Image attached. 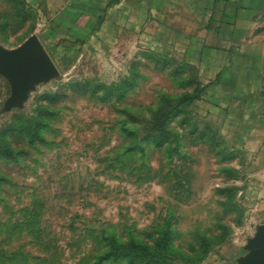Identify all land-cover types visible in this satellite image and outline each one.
Returning a JSON list of instances; mask_svg holds the SVG:
<instances>
[{"label": "rangeland", "instance_id": "rangeland-1", "mask_svg": "<svg viewBox=\"0 0 264 264\" xmlns=\"http://www.w3.org/2000/svg\"><path fill=\"white\" fill-rule=\"evenodd\" d=\"M78 2L0 0V48L37 36L58 70L12 107L0 73V264H127L98 262L105 240L160 230L174 264H237L261 223L216 50L221 33L264 22Z\"/></svg>", "mask_w": 264, "mask_h": 264}, {"label": "crops", "instance_id": "crops-1", "mask_svg": "<svg viewBox=\"0 0 264 264\" xmlns=\"http://www.w3.org/2000/svg\"><path fill=\"white\" fill-rule=\"evenodd\" d=\"M78 3L77 7L123 5L128 7L127 15L136 4L181 7L190 15L193 7H201L209 15L211 7L218 6L226 8L229 21L264 22V0H79ZM219 43L223 45L216 50L218 84L225 87V101L231 98L226 87H234L233 96L238 103L233 112L234 139L236 147L245 154L243 173L248 184L243 194L249 199L251 212L264 224V29L234 28L221 33Z\"/></svg>", "mask_w": 264, "mask_h": 264}, {"label": "water", "instance_id": "water-1", "mask_svg": "<svg viewBox=\"0 0 264 264\" xmlns=\"http://www.w3.org/2000/svg\"><path fill=\"white\" fill-rule=\"evenodd\" d=\"M0 73L13 85V95L8 102L12 107L22 105L35 85L50 81L58 70L38 37L32 36L16 50L0 48ZM247 250L249 254L237 264H264V224L257 227Z\"/></svg>", "mask_w": 264, "mask_h": 264}, {"label": "trees", "instance_id": "trees-1", "mask_svg": "<svg viewBox=\"0 0 264 264\" xmlns=\"http://www.w3.org/2000/svg\"><path fill=\"white\" fill-rule=\"evenodd\" d=\"M128 87H134V83L130 82ZM115 87L108 88L111 93ZM118 90V88H117ZM123 91V88L119 89ZM199 96L190 97L189 102L197 100ZM161 118L157 115L153 118L154 126L164 122L166 123L169 115ZM105 252L98 258L99 263L106 261H122L127 264H174L177 257L175 249V237L172 233L165 230H160L157 237L152 243H146L136 238H131L127 241L119 240L116 236L106 239Z\"/></svg>", "mask_w": 264, "mask_h": 264}]
</instances>
